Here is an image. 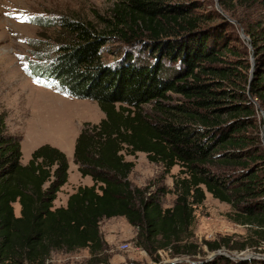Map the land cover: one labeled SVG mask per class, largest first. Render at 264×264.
Instances as JSON below:
<instances>
[{"label":"trees","instance_id":"trees-1","mask_svg":"<svg viewBox=\"0 0 264 264\" xmlns=\"http://www.w3.org/2000/svg\"><path fill=\"white\" fill-rule=\"evenodd\" d=\"M112 1L100 28L61 19L65 40L35 72L103 113L98 124L83 125L74 146L78 172L92 185L54 208L68 180L65 154L42 145L22 165L20 138L7 133L0 114V264H47L55 251L84 249L89 264H99L100 222L112 218L135 227L147 250L171 251L168 262L157 257L155 264H264L263 250L246 260L179 259L194 254V245L179 244L191 238L195 207L207 193L264 242V27L246 30L252 68L245 41L228 33L237 27L217 9L195 0ZM242 1L218 3L231 11ZM137 153L164 175L179 167L173 207L162 209L157 195L132 187L134 163L125 156ZM246 245L259 243L240 250Z\"/></svg>","mask_w":264,"mask_h":264},{"label":"rangeland","instance_id":"rangeland-1","mask_svg":"<svg viewBox=\"0 0 264 264\" xmlns=\"http://www.w3.org/2000/svg\"><path fill=\"white\" fill-rule=\"evenodd\" d=\"M195 1L202 9H217L237 27L233 31L229 29L228 33L245 41L254 65L246 30L260 25L264 27V0H245L233 5L234 10L231 11L220 8L218 0ZM112 5V0H0V114L5 115L7 133L20 138L21 161L30 160L31 154L42 145H50L65 154L69 179L57 194L54 208L64 207L65 198L68 199L82 184L90 182V177H81L77 172L73 149L83 125L98 124L104 115L90 100H78L63 94L53 97L50 92H41L37 87L43 86L36 83L27 70L32 69L36 74L37 70L46 69L54 49L65 40L58 27L61 19L81 21L100 28L101 19L109 20L111 17ZM83 105L88 106L84 109ZM61 128L64 131L59 135L57 131ZM55 142L57 147L52 145ZM125 160L134 163L129 175L133 188L148 189L146 196L157 195L162 209L173 207L176 199L173 181L178 176L179 167L164 175L161 165L150 163L143 153H137L135 157L125 156ZM13 207L18 216V204ZM235 213L230 205L207 193L205 201L195 207L191 238L179 244L194 245V254L182 255L179 259L206 263L216 261L220 256L232 259L264 251V242L256 239L247 225L233 220ZM137 232L124 218L103 219L100 222L103 249L94 257L95 261L99 264H155L159 257L162 262H168L172 257L170 250H147L138 239ZM246 243L259 245H246L240 250ZM209 244L219 248L210 251ZM91 259L86 249L70 253L55 251L47 264H89Z\"/></svg>","mask_w":264,"mask_h":264},{"label":"crops","instance_id":"crops-1","mask_svg":"<svg viewBox=\"0 0 264 264\" xmlns=\"http://www.w3.org/2000/svg\"><path fill=\"white\" fill-rule=\"evenodd\" d=\"M37 89L38 90H40L41 92H50V93H52L53 94V97H55L54 95H60L59 93H57L56 91H52V89L50 90V89H46V88H43V87H37ZM39 91V92H40ZM88 105H83V108L84 109H86V107H87ZM26 111H27V109H26ZM62 131H64V129L63 128H61V129H59L58 131H57V133L60 135V133H62ZM56 133V132H55ZM57 134H55V136H56ZM56 143V142H55ZM53 146H58V144L56 143V144H52ZM73 154H74V149H73ZM28 161L29 160H26L25 162H23V160L21 161V164L22 165H26L27 163H28ZM74 162V161H73ZM75 164V163H74ZM69 166V165H68ZM75 166H76V168H77V165L75 164ZM77 170V172H78V169H76ZM68 171H69V169H68ZM79 173V172H78ZM80 174V173H79ZM81 176V175H80ZM86 178V177H85ZM68 179H69V175H68ZM91 179H90V182H88V184H82V186H91L92 184H91ZM80 183H82V182H80ZM62 190V189H61ZM66 201H67V198H65V201H64V204H66Z\"/></svg>","mask_w":264,"mask_h":264},{"label":"water","instance_id":"water-1","mask_svg":"<svg viewBox=\"0 0 264 264\" xmlns=\"http://www.w3.org/2000/svg\"><path fill=\"white\" fill-rule=\"evenodd\" d=\"M245 39H247V38H245ZM253 66L254 65H252V68H253ZM253 70L251 71V77L253 76ZM263 119H264V115H263ZM262 143H263V146H264V125H263V129H262ZM236 258H239V257H236ZM235 258V259H236ZM250 258H253V256H251V255H249L248 257L246 256V257H242V258H239V259H241V260H246V259H250Z\"/></svg>","mask_w":264,"mask_h":264},{"label":"built area","instance_id":"built-area-1","mask_svg":"<svg viewBox=\"0 0 264 264\" xmlns=\"http://www.w3.org/2000/svg\"><path fill=\"white\" fill-rule=\"evenodd\" d=\"M43 83H45L46 85H50L51 83L52 84H55V82L52 80V79H41Z\"/></svg>","mask_w":264,"mask_h":264}]
</instances>
